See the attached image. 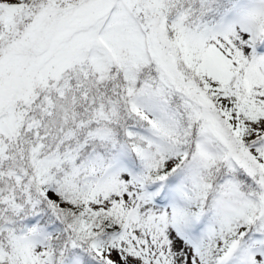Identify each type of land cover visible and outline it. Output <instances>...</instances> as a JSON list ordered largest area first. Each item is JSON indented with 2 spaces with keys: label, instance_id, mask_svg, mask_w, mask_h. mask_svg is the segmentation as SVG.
I'll return each mask as SVG.
<instances>
[{
  "label": "snow or ice",
  "instance_id": "snow-or-ice-1",
  "mask_svg": "<svg viewBox=\"0 0 264 264\" xmlns=\"http://www.w3.org/2000/svg\"><path fill=\"white\" fill-rule=\"evenodd\" d=\"M0 264H264V0H0Z\"/></svg>",
  "mask_w": 264,
  "mask_h": 264
}]
</instances>
